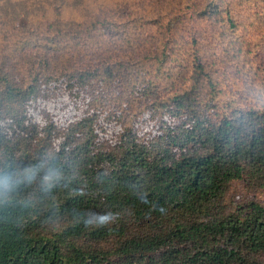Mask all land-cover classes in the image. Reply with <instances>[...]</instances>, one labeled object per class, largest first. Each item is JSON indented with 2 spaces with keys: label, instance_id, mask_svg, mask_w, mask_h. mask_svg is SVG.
I'll return each instance as SVG.
<instances>
[{
  "label": "trees",
  "instance_id": "obj_1",
  "mask_svg": "<svg viewBox=\"0 0 264 264\" xmlns=\"http://www.w3.org/2000/svg\"><path fill=\"white\" fill-rule=\"evenodd\" d=\"M111 1L0 0V264H264V0Z\"/></svg>",
  "mask_w": 264,
  "mask_h": 264
},
{
  "label": "rangeland",
  "instance_id": "obj_2",
  "mask_svg": "<svg viewBox=\"0 0 264 264\" xmlns=\"http://www.w3.org/2000/svg\"><path fill=\"white\" fill-rule=\"evenodd\" d=\"M88 1H90L91 3H90V5L91 6H94V4H95V0H88ZM108 1V0H107ZM180 1H182V2H186L185 0H173V1H171L170 3H168L165 7L166 8H168V10H170V8L171 7H173V6H175L176 4H178ZM112 1L111 0H109V3H111ZM184 4V3H183ZM69 8V7H68ZM191 11V9L189 10V12ZM171 16H172V13H168L167 14V20L168 19H171ZM193 23L191 22V25H192ZM256 24H250V23H248L247 25H246V27H245V29H244V32L248 35V37H253L254 35H255V32H256ZM176 35H175V38H176V40H179V42L181 41L180 40V38H182V37H184V36H187L188 34H189V32L187 31V35L185 34V32H184V30L181 28V27H179V28H177L176 29ZM188 50H191L190 48L188 49ZM48 54L50 55V56H56L53 52H48ZM90 54V53H89ZM89 54H88V56H89ZM59 55V54H58ZM84 58H86V57H84ZM169 63V62H168ZM146 65V68L147 67H149V68H151V71H152V67H150L149 65H151V64H149L148 65V63L147 64H145ZM21 67L23 66L22 64L20 65ZM15 76L17 77L19 74H22V72L20 71V70H17L16 69V71H15ZM18 82H23V78L19 75V81ZM117 85H120V83H118ZM117 85H115L113 88L111 87V90L113 91V89H116V88H119V93H121L122 92V89H124L123 87H126L125 85H124V83L122 84L121 83V85H123V87H120V86H117ZM132 88H130L129 90L128 89H126V91H124V92H126V93H124L123 94V98L125 99V100H132V98L133 97H131V94L130 93H132V92H130V90H131ZM64 90V89H63ZM1 92V91H0ZM158 93H159V91H157ZM158 93L157 94H153L154 95V97H152V94L149 96V98H147V95H144L143 93H140V96H138V93L136 92V91H134V95H135V97H136V100H135V102H134V104H133V106L136 108V106H138V105H141V103L142 102H145V103H148L147 105H150L151 103H149V102H152V101H154V100H156V99H158L159 100V95H158ZM20 97V96H19ZM140 98V99H139ZM15 101H12V102H2V103H0V123L1 122H5V121H7V120H9L11 123H13V122H15L16 120V118H17V116L20 114V111L16 108V106L18 107V105H17V103H18V99H14ZM142 101V102H141ZM61 102H62V99H60L58 102H57V104L55 105V106H53L52 104L49 106V109H50V114L52 115V116H55L56 117V110L58 109H63V108H66V107H68V104H66V102H64V100H63V105L61 106ZM125 103H126V101H124ZM132 104V103H131ZM46 108V106L44 105L43 106V109H45ZM120 111V109H118L117 110V112H115L114 114L116 115V118L118 117L119 118V112ZM108 115H107V113H103V114H101V116H100V118L102 119H104V121H105V123L106 124H108V119L106 118ZM35 117V116H34ZM34 117H33V119H34ZM37 118V119H36ZM35 119L36 120H34V122L35 123H37V122H40V123H46L47 122V119L46 118H43V117H41V116H37ZM106 119V120H105ZM120 119V118H119ZM10 122H5L7 125H8V127H9V130H10V134H14L15 132H16V127L13 125V124H11ZM107 128H110V132H115L113 135L114 136H117L118 135V133H116L117 131V126H114L113 124L110 126V125H107ZM155 129H156V120H149V121H147L146 122V125L144 126V128H143V130L141 131V136L143 137V138H145V139H148L147 141L149 142V144L152 146V147H154L155 146V144H156V139H157V137H156V132L157 131H155ZM60 141V138H56V137H53V136H47V135H45V134H43V135H39L36 139H35V141H33V143H30V141H24V142H22V143H20L19 144V146H20V148H21V150L20 151H18V153H19V156L20 157H22L23 155H22V153L24 154V155H26V154H28V153H31V154H37L38 153V151L40 150L39 148L42 146V144L44 143V142H50V144L53 146H55L56 144L55 143H57V141ZM236 192V195H240V194H243V191H242V188H241V186L240 185H238V187H237V191H235ZM257 197H258V199L260 198V199H263L264 198V195H263V193H259L258 195H257Z\"/></svg>",
  "mask_w": 264,
  "mask_h": 264
},
{
  "label": "clouds",
  "instance_id": "obj_3",
  "mask_svg": "<svg viewBox=\"0 0 264 264\" xmlns=\"http://www.w3.org/2000/svg\"><path fill=\"white\" fill-rule=\"evenodd\" d=\"M38 173H39V168L31 169L26 173L25 179L30 180L32 177L38 175ZM57 175L58 173H57V170L55 169V162H53L52 164L48 165L47 175L43 177V179L45 181H52L57 178ZM11 180H12L11 174H7V175L0 174V183H3V182L11 183ZM93 220H99V217L96 216L95 214H91V215L86 214L84 223L86 224L91 223ZM100 222H103V221H100Z\"/></svg>",
  "mask_w": 264,
  "mask_h": 264
}]
</instances>
